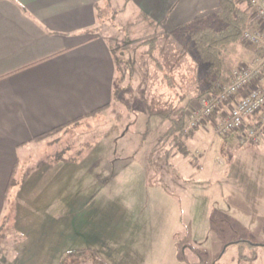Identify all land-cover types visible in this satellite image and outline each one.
Returning <instances> with one entry per match:
<instances>
[{"label":"rangeland","instance_id":"rangeland-1","mask_svg":"<svg viewBox=\"0 0 264 264\" xmlns=\"http://www.w3.org/2000/svg\"><path fill=\"white\" fill-rule=\"evenodd\" d=\"M239 2L243 3L241 0ZM101 11V28L105 35L113 38L109 42L115 51V58L120 61V95L100 119L106 124L105 127L110 128L113 122H118L122 129L128 125L130 128L127 135L117 142L115 153L90 151L95 145H102L104 149L110 146L114 133L109 131L100 139L96 131L98 128L92 120H84L56 133L57 146L77 148L81 145V148L71 152V156L78 160H72L70 184L66 178L64 185L63 177L59 174L61 170L58 169L54 184L56 213L64 205L63 197L71 196L65 205L67 208L70 204L73 210L72 234L65 239L64 225L60 227L57 222L55 237L49 235L50 241L56 242L57 247L71 241L70 249H92L95 256L84 253L78 257L66 255L67 252L59 257L56 253L59 258L55 260L54 255L39 253L33 259L32 254L39 250H20L17 246L15 249L8 248L11 243H32L38 241V237L44 239L37 230L31 234L23 232V228L13 227V214L10 213L12 216L0 230V264L5 263V256L14 257L18 250L19 253L24 251L22 254H30L28 262L22 264H264V206L261 209V203L253 202L256 214L243 210L241 203L234 198V188L231 186L240 177L229 169L227 175L217 174L209 181L214 154L207 153L208 149L204 154L207 157L201 160L204 166L202 170L185 172V168L179 165L181 161L185 164L198 162L192 146L197 143L206 148L205 143L201 140L187 141L196 130L204 127L203 124L184 139L188 148V155L184 156L173 147V137L164 135L170 121L151 116L155 110L166 112L182 106L184 116L187 103H193L194 98L188 100L193 96L191 91L196 86L201 87V84L196 78L197 73L186 75L187 63L191 59L189 40L179 34L175 37L157 33L125 0H107ZM112 23L114 28H111ZM149 37L156 39L151 55L146 53L150 48V43H146L151 39ZM239 43L243 44L241 41ZM245 48L254 49L246 44L235 46L231 55L233 66L250 61L252 53L249 55ZM162 72H167L170 79L181 86L179 93L188 91L189 95L184 100L179 102L174 98L168 103L160 97L161 90L169 89L161 80ZM184 120L183 133H186L190 130H187ZM209 130L217 134L215 124H211ZM102 139L103 142H100ZM228 141L230 147H237L235 163L255 158L238 151L241 146L233 136ZM134 152L135 163L131 159H116L118 156L133 155ZM172 154L177 155L173 157ZM96 163L97 166L94 165ZM224 187H229L233 194L224 193ZM28 189L25 192H30V187ZM240 194L249 200L253 196L245 189ZM26 195H23L25 200L22 207L31 202V196ZM28 211L41 219L34 209ZM131 232L133 238L129 240ZM171 233L172 243L178 248L177 255L172 251V246L163 255L159 244H163ZM238 241H248L252 245L235 243ZM59 250L57 248L56 252Z\"/></svg>","mask_w":264,"mask_h":264},{"label":"crops","instance_id":"crops-1","mask_svg":"<svg viewBox=\"0 0 264 264\" xmlns=\"http://www.w3.org/2000/svg\"><path fill=\"white\" fill-rule=\"evenodd\" d=\"M106 1L0 0V230L13 214V227L23 228V232L31 234L36 230L42 233L43 240L38 237V241L32 243L8 244L11 249L17 246L20 250H39L32 254L33 259L40 253L54 255L56 260L67 252L66 255H70L73 250L70 249L71 241L57 247L56 242L50 241L49 235L55 237L57 222L60 227L64 225L65 239L72 234L73 210L70 204L67 208L65 205L71 196L63 197L64 205L56 213L54 184L57 169L61 170L59 174L63 177L64 185L66 178L70 184L72 160H78L71 156V152L79 151L81 145L77 148L57 146L56 133L84 120H92L98 128L99 138L109 131L114 133H111L110 146L104 149L102 145H95L90 151L115 153L117 142L127 135L130 128L128 125L122 129L118 122H113L110 128L105 127L106 124L100 119L120 95V61L115 58V51L109 42L113 38L105 35L101 28V10H104ZM125 1L140 13L147 26L153 27L157 33L170 36L178 27L197 18L207 20L219 11L218 0ZM111 28H114L113 23ZM238 46L242 47L243 44L238 43ZM246 50L249 55L252 53V58L245 63L252 62L257 52L261 51ZM222 113L224 110L202 123L204 127L196 130L187 141L201 140L205 143V149L197 143L192 146L198 162L185 164L181 161L179 165L185 168V172L202 170L204 166L201 160L207 157L204 154L208 149L207 153L214 154L209 181L231 169L232 174L240 177L237 183L231 185L235 195L243 192V189L253 193L251 200L241 196L242 193L240 196L234 195V198L241 203L243 210L256 214L253 202L261 203V209L264 206V138L259 144L240 145L236 136L232 135L241 146L238 151L255 156L252 161L235 163L237 147H230L228 141L232 136L222 138L209 130V126L216 124ZM59 127L62 129L45 135ZM135 156L134 152L133 155L118 156L116 159H131L135 163ZM208 159L211 157L208 156ZM29 187L30 192H25ZM228 189L224 187V193L233 194ZM24 194L31 196V202L26 207H22ZM29 209H34L41 219L30 215ZM132 234H129V240L133 238ZM172 234L163 244H159L163 255L171 246L177 255L178 248L172 243ZM91 246L97 248L95 244ZM57 248L61 250L56 252ZM23 252L19 253L18 250L11 258L5 256L4 264L28 262L30 254ZM56 253L59 257H56Z\"/></svg>","mask_w":264,"mask_h":264},{"label":"trees","instance_id":"trees-1","mask_svg":"<svg viewBox=\"0 0 264 264\" xmlns=\"http://www.w3.org/2000/svg\"><path fill=\"white\" fill-rule=\"evenodd\" d=\"M218 9L219 11L212 14L209 19L197 18L191 23L178 27L173 32V36L176 37L178 36L176 34H179L189 40L191 59L190 64L188 63L189 66L187 65L186 75L197 73L196 78L201 84V87L196 86L192 89L193 96L188 100L203 93L215 94L219 91L221 85L231 80V70L233 68L231 55L234 53V48L241 41L242 35L246 30L255 29L258 26L247 5H241L239 0H218ZM146 43H150V48L146 53L151 55L156 43L155 37L149 39ZM257 53L258 55L262 54L261 51ZM162 73L161 80L169 89L167 91L161 90L160 97L164 98L165 102L168 103L174 98H177L179 102L184 100L186 95H189L188 91L179 93L181 86L175 84L167 72ZM183 110V106L174 108L172 111L167 110L166 112L155 110L154 113H151V116L156 115L161 120L167 119V121H170V126L164 135L173 137L175 141L173 147L185 156L188 152L184 139L190 137L194 130L183 133L185 131ZM173 113L178 115L170 116ZM60 129L62 128H55L45 135H50ZM235 243L252 245L248 241ZM84 253L95 256V251L87 248L74 250L71 254L79 257Z\"/></svg>","mask_w":264,"mask_h":264},{"label":"built area","instance_id":"built-area-1","mask_svg":"<svg viewBox=\"0 0 264 264\" xmlns=\"http://www.w3.org/2000/svg\"><path fill=\"white\" fill-rule=\"evenodd\" d=\"M241 2L247 5L258 25L246 30L241 42L262 54L250 63L233 66L231 80L215 94L197 95L193 103H187L184 116L187 130H195L224 110L215 124L220 137L235 135L240 145L259 144L264 138V0Z\"/></svg>","mask_w":264,"mask_h":264}]
</instances>
